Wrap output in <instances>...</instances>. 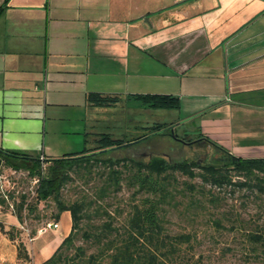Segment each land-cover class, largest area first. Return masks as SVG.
I'll use <instances>...</instances> for the list:
<instances>
[{
  "label": "crops",
  "instance_id": "0c3cea01",
  "mask_svg": "<svg viewBox=\"0 0 264 264\" xmlns=\"http://www.w3.org/2000/svg\"><path fill=\"white\" fill-rule=\"evenodd\" d=\"M90 92L142 109L139 94L174 96L179 106L161 109L184 135L264 157V0H0V146L45 159L82 151L105 108ZM62 220L63 239L69 211L55 228ZM0 221L21 225L1 205ZM17 263L0 230V264Z\"/></svg>",
  "mask_w": 264,
  "mask_h": 264
},
{
  "label": "rangeland",
  "instance_id": "374dc122",
  "mask_svg": "<svg viewBox=\"0 0 264 264\" xmlns=\"http://www.w3.org/2000/svg\"><path fill=\"white\" fill-rule=\"evenodd\" d=\"M94 115V114H92ZM97 118L90 116L95 129L110 132L114 137L133 139L142 135V125L153 122H170L172 114L161 108L138 107L130 101L119 100L115 105L98 111ZM175 132L182 136L188 132V125L175 126ZM173 128V129H174ZM92 134L89 135L91 139ZM93 145V143H91ZM217 147V146H216ZM210 142H185L180 137L170 134H155L142 138L133 144L114 148L105 152L101 157L134 156L147 160L153 155L164 156L168 160L189 159L199 162H214L223 164L227 158L223 152ZM83 148V145L80 147ZM50 162L41 163L43 175L48 174ZM103 167L93 166L90 173L83 168L73 169L71 179L61 189V198L67 202L86 198L93 201L83 212L82 219L75 231L74 245L71 248L62 247L66 257L72 258L77 247L84 248L80 257L74 261L81 264L91 253H96L98 244L85 232L90 226L99 225L108 215L113 216V225L123 231L122 224L126 217L130 201L137 199L133 194V187L124 181L117 189L110 188L109 192L98 199L102 186L101 171ZM0 175L3 181L15 184L18 193H28L34 189L37 177L31 176L25 169H12L0 165ZM181 191L174 192V197L167 199L161 211L165 227L174 234L186 232L191 235L188 244L183 246L182 256L175 264H264V192L259 193L246 185H223L222 187L203 184L200 178L189 179L181 174L177 175ZM237 179L234 176L233 180ZM188 182L194 184L188 189ZM187 183V184H186ZM186 186V187H185ZM32 209H27L22 215L23 225L28 231L19 226L22 231L20 238L29 251L28 259H18L20 264H39L52 255L62 240L65 224L62 220L57 228L46 227L48 222L54 221L57 211L52 198L36 200L32 198ZM119 208V210H115ZM3 209L11 210L10 207ZM123 209V211L121 210ZM107 210L108 214L104 211ZM64 219V216H63ZM43 229V236L38 237V228ZM53 227V226H51ZM12 232H16L12 230ZM260 236L258 240L250 237V233ZM98 264H106L107 254L97 260Z\"/></svg>",
  "mask_w": 264,
  "mask_h": 264
},
{
  "label": "trees",
  "instance_id": "16d2710c",
  "mask_svg": "<svg viewBox=\"0 0 264 264\" xmlns=\"http://www.w3.org/2000/svg\"><path fill=\"white\" fill-rule=\"evenodd\" d=\"M138 100L146 107L172 109L179 106L178 98L165 94H139ZM120 100L118 96L103 95L96 92L87 94V101L94 106L109 107ZM174 121L153 122L141 126L143 134L133 139L114 137L110 132L94 129L92 138H86V146L77 153L62 157L48 158L50 162L48 174L43 175L39 157L27 153L6 150L0 146V165L8 168L25 169L31 176L37 177L34 189L28 193H18L15 184L13 189L8 188V200L0 195L1 207H10L22 224V215L32 207V198L46 200L52 198L56 203L57 211L54 223H58L63 211H69L71 216V229L63 237L51 256L39 264H77L74 257L84 254L82 247H77L74 257L68 258L62 247L71 248L74 245L75 231L82 219L84 210L94 202L86 198L67 202L61 198V189L71 179V171L83 168L90 173L93 166L103 167L101 171L102 186L98 199L106 195L110 188H119L124 181L133 187V194L138 196L129 202L126 217L119 227L113 225V216L108 215L99 225L90 226L85 232L95 244L100 246L96 253H91L81 264H98V258L107 254L106 264H175L177 258L182 256L183 246L188 244L191 235L186 232L170 233L165 227V219L161 214L167 199L174 197V192L181 191L177 175L187 176L189 179L200 178L203 184L216 187L223 185H246L259 193L264 192V157H240L233 155L223 148L227 158L223 164L214 162H199L196 160L181 159L168 160L161 155H153L147 160L134 156L101 157L114 148L133 144L134 142L155 134H170L183 140L201 143L204 140L211 142L201 134L195 136L178 135L175 132ZM174 128V129H173ZM93 143V145H91ZM214 144V143H213ZM234 176L237 179L233 180ZM187 184V183H186ZM188 189L194 184L188 182ZM186 187V186H185ZM119 210V208L115 209ZM123 211V209H121ZM108 214V211H104ZM39 229V228H38ZM0 230L17 242L18 259H28L29 251L20 238L22 231L19 227L10 225L7 229L0 221ZM15 230L16 232H12ZM251 238H260L256 233L249 234ZM31 256V254H30ZM20 264V263H17ZM181 264H188L182 262Z\"/></svg>",
  "mask_w": 264,
  "mask_h": 264
},
{
  "label": "built area",
  "instance_id": "2783aa9c",
  "mask_svg": "<svg viewBox=\"0 0 264 264\" xmlns=\"http://www.w3.org/2000/svg\"><path fill=\"white\" fill-rule=\"evenodd\" d=\"M39 159H40L41 163L46 162L44 156H40ZM36 181H37V178H36ZM13 187H14L13 183L10 180L9 181H3L2 177L0 175V195L1 196L5 197L8 200L9 199L8 198V188L13 189ZM10 207L13 208V205L11 203H10ZM57 225H58L57 223L48 222L46 227H51V226L56 227ZM20 227H22L28 231L27 226H24L23 224H21ZM46 227L39 228V231H43V229Z\"/></svg>",
  "mask_w": 264,
  "mask_h": 264
},
{
  "label": "water",
  "instance_id": "95a60500",
  "mask_svg": "<svg viewBox=\"0 0 264 264\" xmlns=\"http://www.w3.org/2000/svg\"><path fill=\"white\" fill-rule=\"evenodd\" d=\"M181 140H183V139H181ZM183 141L187 142L186 140H183Z\"/></svg>",
  "mask_w": 264,
  "mask_h": 264
}]
</instances>
